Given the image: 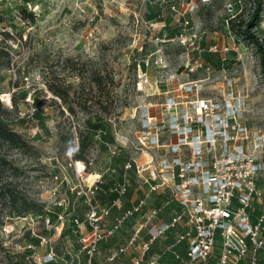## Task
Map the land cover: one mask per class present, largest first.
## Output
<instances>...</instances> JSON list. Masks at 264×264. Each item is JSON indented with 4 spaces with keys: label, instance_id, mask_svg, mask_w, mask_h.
<instances>
[{
    "label": "rangeland",
    "instance_id": "1",
    "mask_svg": "<svg viewBox=\"0 0 264 264\" xmlns=\"http://www.w3.org/2000/svg\"><path fill=\"white\" fill-rule=\"evenodd\" d=\"M238 1L237 9L234 0H0V33L11 35L5 42L11 64L0 68L1 104L7 109L3 118L32 146L21 150L0 141V155L8 162L0 164V188L11 191L18 200L16 206L8 201L0 203V264H45L50 249L66 259L63 264L83 263L78 247L71 251L73 254L68 253L70 237L61 239L57 227L47 224L49 216L66 201L60 214L64 231H71L73 218L85 216L88 210L84 198L72 197L80 179L88 180L96 173L112 186L121 181L118 157L126 154L138 160L140 156L137 149L143 111L150 108L158 115L164 93L178 84L201 81L207 87L204 95L211 96L225 90L224 80H232V91L245 98L250 123L264 132L261 54L244 35L248 31L264 51V0H259L257 20V3ZM23 11L33 13L35 21ZM156 12L159 16H154ZM186 21L189 24L181 27ZM179 29L183 32L181 42L165 39L167 32ZM234 33L239 34V42ZM199 43L205 48L201 53L194 50ZM210 46L218 47L214 55L219 60L236 61L233 68L217 70L208 65L205 55ZM149 58L162 66L143 70L148 84L140 87L143 79L138 65ZM99 74L106 78L105 95L92 82ZM172 76L178 79L175 83L167 81ZM52 80L61 86L73 85L71 105L75 114L48 89ZM37 99L39 107L34 104ZM97 118L102 119L106 133L93 134L87 122L94 125ZM87 139L92 144L80 160L83 163H76L73 153ZM130 189L131 204L142 193L153 207V194L148 195L135 176ZM103 191L95 200L108 206L110 198L100 197ZM259 200L264 210V192H260ZM23 201L30 212L22 211ZM173 209L176 205L169 211ZM119 213L115 210L113 216ZM7 226L14 228L9 237ZM133 226L134 222L129 223L115 238L107 240L103 252L126 245ZM33 233L46 235L49 242L28 256L27 245L37 239ZM160 246L165 245L161 242ZM168 260L165 263H172ZM56 261L51 264H62Z\"/></svg>",
    "mask_w": 264,
    "mask_h": 264
},
{
    "label": "built area",
    "instance_id": "2",
    "mask_svg": "<svg viewBox=\"0 0 264 264\" xmlns=\"http://www.w3.org/2000/svg\"><path fill=\"white\" fill-rule=\"evenodd\" d=\"M188 24L186 21L181 27ZM182 38L183 32L174 38L165 35L173 43ZM194 50L201 53L205 48L199 43ZM206 52L217 54L219 50L210 46ZM160 66L151 58L141 61L138 68L143 82L139 86L148 84L143 70ZM176 80L172 76L167 81ZM233 85L226 79L223 92L205 96L207 87L201 81L178 84L164 93L158 115L150 108L143 111L140 156L125 162L120 182L103 191V175L92 173L95 178L91 182L80 179L73 193L85 199L88 210L71 222L80 245L78 257L83 254L84 258L80 264H103L98 262L101 244L132 222L127 244L110 253L107 263L115 264L116 259L130 254L132 260L121 264H163L165 259H173L175 264H264V210L252 220L260 195L257 183L264 180V132L250 123L245 98L232 91ZM133 176L147 188L148 195L168 194L171 200L164 207L153 208L143 198L123 209L121 201L129 193ZM101 191L116 195L110 206L95 200ZM171 202L178 203L180 209L170 222H163L161 216ZM65 205L66 201L58 206ZM115 210L120 213L113 216ZM60 220H64L62 215ZM13 230L7 226L6 236ZM176 231L171 245L152 251L157 242ZM33 235L39 244L30 243L25 250L35 255L38 248L48 245L49 238ZM57 259L50 249L44 263Z\"/></svg>",
    "mask_w": 264,
    "mask_h": 264
},
{
    "label": "trees",
    "instance_id": "3",
    "mask_svg": "<svg viewBox=\"0 0 264 264\" xmlns=\"http://www.w3.org/2000/svg\"><path fill=\"white\" fill-rule=\"evenodd\" d=\"M253 2L257 3V10H256V13L254 15V17H255L254 19L257 20L258 14L260 12L259 8L261 6V2L259 0H253ZM239 7H240L239 1L234 0V8L238 9ZM23 15H25L27 18H29V20L35 21V17H34L33 13L27 14L25 11H23ZM154 16H159V12L154 13ZM230 27L234 30V23L233 22L230 23ZM180 29L176 30V31H171V32L169 31L166 34L169 38H174L175 36L180 34ZM234 34H235L236 40L239 42L240 41L239 34H236V33H234ZM244 35L246 38H248L249 40L252 41V43L257 47V50L260 52V54H261V57H260L261 65L263 66V69H264V51H263L262 44H260L259 40L256 39L253 35L249 34L248 31H244ZM0 36H2L4 38V40H2L0 42V68L1 67H9L11 64V55H10L8 46L5 45V42L7 40L11 39V35L7 32H3V33H0ZM205 62L217 70H230L236 64V61H234L232 59H226L224 61H221L216 57V55L208 54V53L205 55ZM105 79L106 78H104L100 74L94 76L92 79V82L97 87V91L103 95H105L104 94ZM111 82H113V81H111ZM47 87L53 94L58 96L63 101V103L65 105L68 106V110L70 113L75 114V110L71 105V103H72L71 95H72V91H73V85L72 84H66V85L61 86L56 80H52L51 82L48 83ZM1 103L3 104L2 99H1V94H0V141L7 143L11 148H15V149L26 150V149L32 148V146L24 139V137L21 134L14 131V129H12L10 127V125L4 120L3 116L7 113V109H3ZM34 104L36 107L40 106L38 99L35 101ZM96 104L100 106L101 110L104 113H107V108L102 107V103L100 101H97ZM95 120H96V123L94 125L91 124L89 121L87 122V124L91 126L90 128H91L93 134H97L99 131L106 133V131H104L105 125L103 124L102 119L97 118ZM91 144H92V141L89 139L82 141L80 148L76 152L73 153V156L76 160V163H83L80 160H84V154L89 150ZM117 160L119 162L120 170L122 173V167L125 164V162L129 160V156L126 154H123L120 157H118ZM0 164L1 165H7L8 164V162L5 159H3L1 157V155H0ZM13 170H16V168H14ZM111 184L112 183H107V181H106L104 186H103L104 190L106 191V190L110 189V187H112ZM72 197L76 198V194L72 193ZM100 197L105 198L106 195L101 194ZM116 198H117L116 196H113V200H115ZM2 201H5V202L8 201L13 206H16V204H18V200H16L14 194L5 188H0V203ZM21 206H23L22 207L23 212H30V206L26 203V201H23ZM255 207H256L257 212L255 214H253V216H252L253 221H255L256 216L261 211V208L258 206L257 203H256ZM61 211H62L61 208H58V211L56 213H54V215L49 216L48 219L52 224H54L58 220V216H59ZM39 242H40L39 239L34 240L35 244H39ZM26 254L32 255L31 251H27Z\"/></svg>",
    "mask_w": 264,
    "mask_h": 264
},
{
    "label": "crops",
    "instance_id": "4",
    "mask_svg": "<svg viewBox=\"0 0 264 264\" xmlns=\"http://www.w3.org/2000/svg\"><path fill=\"white\" fill-rule=\"evenodd\" d=\"M106 182V180H105ZM108 183V182H107ZM257 187L259 189L260 192H264V180L260 181L257 183ZM141 197H137L138 199L133 203L131 204L130 202L132 201V198H133V193L131 192V189L129 190V193L127 194L126 198L124 199L125 201V206L123 207V209H128L130 207H132L135 203L138 202L139 199H143L145 198L143 196V194L141 193ZM110 199H109V204L108 206L111 205L112 201H113V196H116L115 194H111V195H107ZM146 197H149L148 195ZM153 197H154V203H152V206L153 208H161V207H164L165 203L170 199V196L168 194H153ZM112 198V199H111ZM146 199V198H145ZM147 200V204H148V198L146 199ZM123 201V200H122ZM121 201V202H122ZM258 204V206L261 208V202L260 200L258 199V201L256 202ZM256 203H255V206H256ZM173 205H176L177 209H173L174 211H169L170 207ZM105 206V205H104ZM107 206V205H106ZM148 207H150L148 205ZM180 209V206L178 205V203L176 202H171L170 203V206L163 212L162 216H161V219L163 222H170L171 219L174 217L175 213L178 212ZM262 209V208H261ZM60 216L61 214H59L58 216V220L54 223L53 226L57 227L56 229H58L59 231V234L60 232H63L62 236H61V239H68L70 240L71 242V248L68 249V253L71 252L73 250V253H74V250L78 247L80 249V245L78 243V241H76V236L72 233V231L70 230H66L64 231V222L60 220ZM179 231V229L177 230ZM176 232H172V233H169L168 236L166 237V239L164 240H160L159 242H157L153 248H152V251L153 252H160L164 247H167L168 245H171L173 242H174V237H175V234L177 233ZM51 234V233H50ZM44 235V234H43ZM46 236V235H45ZM34 240L36 239H33V243H34ZM69 242V241H68ZM164 243L165 246L161 247L160 246V243ZM35 244V243H34ZM107 241L103 242L100 246V253H99V256H98V262L99 263H103V264H111V263H107L106 262V257L105 256H109L110 253L114 252V249H107V254L103 252V250L106 248L107 246ZM35 245H38V244H35ZM103 247V248H102ZM103 249V250H102ZM31 253L33 254V252L31 251ZM72 253V252H71ZM72 253V254H73ZM28 256H31V255H28ZM76 256V254H75ZM103 258V259H102ZM84 259V258H83ZM58 260H60V262L63 264V263H67L66 259L64 258H59L58 257ZM132 260V256L131 255H126V256H123V257H120L118 259H116L114 261L115 264H121L123 262L125 263H129L130 261ZM172 261V263L170 264H175L174 260L173 259H170ZM169 261L168 259H165L163 261V264H167L165 262ZM79 262V261H78ZM84 263V262H83ZM80 264V263H79Z\"/></svg>",
    "mask_w": 264,
    "mask_h": 264
},
{
    "label": "bare ground",
    "instance_id": "5",
    "mask_svg": "<svg viewBox=\"0 0 264 264\" xmlns=\"http://www.w3.org/2000/svg\"><path fill=\"white\" fill-rule=\"evenodd\" d=\"M141 89H142V88H141ZM94 178H95V176L92 175V176H90V177L88 178V180H87V179H86V180L89 181V182H91V181H93ZM86 180H85V181H86Z\"/></svg>",
    "mask_w": 264,
    "mask_h": 264
}]
</instances>
